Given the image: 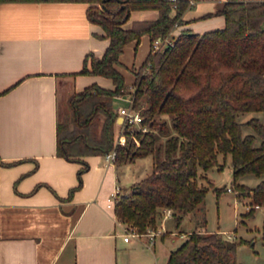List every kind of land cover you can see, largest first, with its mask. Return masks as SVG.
<instances>
[{
    "label": "trees",
    "instance_id": "obj_1",
    "mask_svg": "<svg viewBox=\"0 0 264 264\" xmlns=\"http://www.w3.org/2000/svg\"><path fill=\"white\" fill-rule=\"evenodd\" d=\"M10 1L26 0H0ZM79 1L91 3L87 16L109 38L101 56L91 52L84 57L79 73L109 77L113 87L94 82L69 95L67 111L58 108L57 154L82 161L80 171L87 166L84 156L111 149L118 165L152 157L150 172L113 198L116 219L142 234L157 228L164 207L172 209L176 226L195 210L200 213L196 224L204 226L208 189L217 196L225 189L213 185L207 170L220 169L229 156L232 187L237 197H249L244 215L251 216L254 204L264 202V123L257 116H239L264 112V0H227L218 10L223 26L202 33L186 28L175 36L172 28L190 0H126L122 8L118 0ZM153 8L159 14L154 20L124 25L131 10ZM143 34L150 46L161 40L132 71V107L147 129H127L125 145H115L114 102L126 93L119 57L126 43H138ZM246 174L261 179L251 187L238 181ZM186 236L166 264H240L236 248L243 239L237 242L217 231L192 230Z\"/></svg>",
    "mask_w": 264,
    "mask_h": 264
},
{
    "label": "crops",
    "instance_id": "obj_2",
    "mask_svg": "<svg viewBox=\"0 0 264 264\" xmlns=\"http://www.w3.org/2000/svg\"><path fill=\"white\" fill-rule=\"evenodd\" d=\"M193 1L170 35L223 26L218 10L227 0ZM90 5L79 0L0 2V264H166L188 233L203 231L196 225L198 211L188 230L183 226L188 215L180 226L170 227L161 216L156 226L162 229L152 244L145 235L125 241L112 193H127L149 173L131 170L129 165L141 158L118 165L104 155H88L80 171L82 161L57 154L62 102L94 82L113 87L112 79L111 84L101 75L79 73L84 57L91 52L101 56L109 42L101 25L87 16ZM129 15L124 25L159 14L153 8ZM145 40L150 50L148 34L124 45L118 66L123 75L126 53H135ZM142 60H132L131 71ZM129 91L116 98L115 109L127 103ZM149 161L151 170L152 157Z\"/></svg>",
    "mask_w": 264,
    "mask_h": 264
},
{
    "label": "rangeland",
    "instance_id": "obj_3",
    "mask_svg": "<svg viewBox=\"0 0 264 264\" xmlns=\"http://www.w3.org/2000/svg\"><path fill=\"white\" fill-rule=\"evenodd\" d=\"M127 22L129 23V21ZM128 23L125 24V26H127ZM137 46L138 47L135 53H133V51L130 54L126 53V56L122 60V62L125 64L122 70L126 83V96L127 93L130 92L129 90H132V60L136 64H139V62L142 60V58H144L149 50V46L146 43V40L144 44H138ZM102 78L109 80V83L112 84L111 79L105 77ZM62 109L64 111H67V100L65 102H62L60 110ZM252 116H257L261 120V122L264 123V112L260 111L244 113L239 116V119L244 120ZM138 127L139 126H136V128ZM244 130L251 131V128L245 127ZM149 159H151V157H149V155H145L141 157L139 164L137 161V163L129 165L135 175L142 176L143 174H147V172H150L151 162L149 161ZM207 175L215 187L221 188L222 186H224L225 189L222 190L219 196L215 194L211 187L208 189L203 202L206 223L204 226H199L203 228V232L204 230H219V232L223 231V235L225 236L232 235V239L237 242L240 239H243L242 242H239L236 248V259L239 263L264 264V207H255L254 212L251 216L243 214L246 208L250 207V199H241L239 196H236V192L232 187L233 176L229 156L220 169L216 167L209 168L207 170ZM261 178H264V175H262ZM261 178L257 177L255 174H246L241 176L238 181L253 187L254 184ZM201 182L206 185L205 180ZM124 186L128 187L129 184H126ZM228 187H231L232 190H228ZM194 212L198 211L195 210ZM192 214L193 212L184 219V230H188L191 227L193 222L190 220V217L193 216ZM197 215L199 216L200 213L198 212ZM165 220L167 223V227H170L172 223H175L171 217Z\"/></svg>",
    "mask_w": 264,
    "mask_h": 264
},
{
    "label": "built area",
    "instance_id": "obj_4",
    "mask_svg": "<svg viewBox=\"0 0 264 264\" xmlns=\"http://www.w3.org/2000/svg\"><path fill=\"white\" fill-rule=\"evenodd\" d=\"M172 1H177V0H172ZM194 1L191 0L190 4H192ZM176 25V24H175ZM174 25V26H175ZM164 41H167V38L164 39ZM161 44L160 38H156L153 43H152V48L156 49L159 48ZM132 102L133 98L128 97L127 98V103L124 104V106H118L115 111H117V118H116V131H115V145H125V131L128 130H133V129H142L146 130V126H141V120H142V115L139 113L138 110H134L132 107ZM121 118V121H117L118 118ZM136 126H139L136 128ZM114 156H115V150L111 149L110 152L106 153L104 155V158L108 162L114 161ZM117 190V188H116ZM228 190H232L231 187H228ZM117 191L112 193V198H114L117 194ZM264 207V202L262 204H254V207ZM172 217V209L169 207H164L162 208V218H169ZM162 228H148L143 234L139 233L135 227L132 226H126L124 225L123 228V235L122 237L124 238L125 241H128L131 237H141V236H146L148 237V244H152L154 241V236L156 234H159L161 232ZM228 238H231L230 235H228Z\"/></svg>",
    "mask_w": 264,
    "mask_h": 264
},
{
    "label": "water",
    "instance_id": "obj_5",
    "mask_svg": "<svg viewBox=\"0 0 264 264\" xmlns=\"http://www.w3.org/2000/svg\"><path fill=\"white\" fill-rule=\"evenodd\" d=\"M118 1L121 3L120 8H122V7L125 5L124 1H126V0H118ZM117 121H118V122L121 121V118L119 117V118L117 119Z\"/></svg>",
    "mask_w": 264,
    "mask_h": 264
}]
</instances>
